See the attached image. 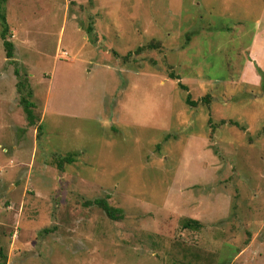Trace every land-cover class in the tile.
Here are the masks:
<instances>
[{
  "label": "rangeland",
  "instance_id": "374dc122",
  "mask_svg": "<svg viewBox=\"0 0 264 264\" xmlns=\"http://www.w3.org/2000/svg\"><path fill=\"white\" fill-rule=\"evenodd\" d=\"M2 11L0 264H264V0Z\"/></svg>",
  "mask_w": 264,
  "mask_h": 264
},
{
  "label": "trees",
  "instance_id": "16d2710c",
  "mask_svg": "<svg viewBox=\"0 0 264 264\" xmlns=\"http://www.w3.org/2000/svg\"><path fill=\"white\" fill-rule=\"evenodd\" d=\"M6 2L7 0H0V23L2 25L1 39L3 40V45L6 51L7 58L9 60H13L15 46H14V43L10 40V29L7 23V17L5 13L2 11L3 6L5 5ZM150 46L151 45H149L148 47ZM141 50H143V48H139L137 51L140 52ZM15 74L19 77V82L17 83L18 92L23 93V89L28 90L27 86H30V84L28 83L26 79L27 77L24 78L25 76H21L20 72L17 69L15 70ZM171 77L174 78V75H172ZM263 77H264V74H263ZM179 87L185 91H188V88L184 86L183 84H179ZM26 94L21 99V106L23 107V111L26 115L28 124L30 126H36L38 122V118L35 113L36 105L29 99V95H33V92L30 89L28 94L27 95ZM203 101L206 103H209L208 97H206ZM186 102L190 106H197V103L191 100L190 94L187 95ZM222 123L224 124L225 122H222ZM42 131H43V126L39 125L38 126V136L42 134ZM68 162L70 163L71 159H69ZM92 204L97 205L100 208H102L103 211L106 213V215L110 219L117 220L121 218L122 211L111 207L106 200H95L94 202H92ZM183 226L186 229H195V230H200L202 228L201 223L197 220H186Z\"/></svg>",
  "mask_w": 264,
  "mask_h": 264
}]
</instances>
